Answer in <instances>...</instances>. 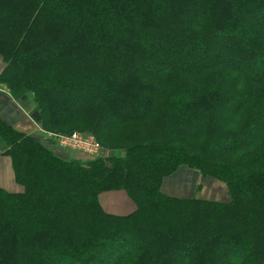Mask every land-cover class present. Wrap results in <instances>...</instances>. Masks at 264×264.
I'll use <instances>...</instances> for the list:
<instances>
[{
	"label": "trees",
	"instance_id": "trees-1",
	"mask_svg": "<svg viewBox=\"0 0 264 264\" xmlns=\"http://www.w3.org/2000/svg\"><path fill=\"white\" fill-rule=\"evenodd\" d=\"M0 57L40 126L114 152L74 160L0 120L22 187L0 189V264H264V172L246 174L264 167V0H0ZM214 181L228 201L198 197ZM111 191L136 211L106 213Z\"/></svg>",
	"mask_w": 264,
	"mask_h": 264
},
{
	"label": "crops",
	"instance_id": "crops-1",
	"mask_svg": "<svg viewBox=\"0 0 264 264\" xmlns=\"http://www.w3.org/2000/svg\"><path fill=\"white\" fill-rule=\"evenodd\" d=\"M5 68L3 59L0 57V74ZM33 104L31 101L22 102L16 100L6 89L0 85V120L12 126L18 132L26 135H38V125L32 120ZM7 149L6 143L0 138V189L9 193H20L22 187L15 181V173L10 157L4 155ZM181 177L191 183L197 179L196 186L200 185L199 176L196 172L183 170ZM179 184V182H176ZM181 187V186H178ZM183 192V191H182ZM103 210L115 216H127L136 211V205L125 191H111L99 196Z\"/></svg>",
	"mask_w": 264,
	"mask_h": 264
},
{
	"label": "built area",
	"instance_id": "built-area-1",
	"mask_svg": "<svg viewBox=\"0 0 264 264\" xmlns=\"http://www.w3.org/2000/svg\"><path fill=\"white\" fill-rule=\"evenodd\" d=\"M37 131L45 142L71 154L84 155L89 160L109 157L108 152L104 150L92 133L77 131L70 134L54 133L41 126Z\"/></svg>",
	"mask_w": 264,
	"mask_h": 264
},
{
	"label": "rangeland",
	"instance_id": "rangeland-1",
	"mask_svg": "<svg viewBox=\"0 0 264 264\" xmlns=\"http://www.w3.org/2000/svg\"><path fill=\"white\" fill-rule=\"evenodd\" d=\"M256 15L252 16V18L257 17ZM217 47L219 48L220 47V44L214 45V47L211 49L212 53L215 52V51H217V50H219ZM241 65H243L246 68L247 67L253 68V66H252L253 64H251L250 62H248V63H242ZM31 118H32V116H31ZM32 120L38 125V127L40 126L39 125V122H36L33 118H32ZM38 127H37V129H38ZM77 132H89V131H77ZM89 133H91V132H89ZM63 134H67V133H63ZM94 137H95V135H94ZM102 147L104 148V146H102ZM54 148H56V147H54ZM56 149H58V148H56ZM58 150L63 151V152L66 153V151H64V150H61V149H58ZM104 150H106L108 152V154H109V157L108 158H110L113 155V153H114V152L113 153H110L111 150L106 149V148H104ZM117 155H118V153H117ZM71 158L74 159V160L91 161L88 158H86L84 155H78V154H72ZM249 172L250 173H255V174L256 173H260V172H264V167L263 168H260V167L255 168V167H253L252 169L247 170L246 171V174H249ZM250 175H253V174H250ZM173 181H177V179L174 177L173 178ZM199 181L202 182V179L200 178ZM193 182L194 183H191V184L192 185L194 184L196 186L197 179H194ZM171 187H174L173 189H171V190L168 191L171 194L180 195V196H184V197H191L193 195V194H191L192 193L191 192V189L188 190V192H184V191L183 192L182 191L180 192L178 190V185L175 182H172ZM198 197H201V198H204V199H209V200L222 201V202L229 200V197L227 195V188H226V186L224 184H222L221 182H216V181H214L209 186L205 185V187L202 189V191L198 194ZM129 242L135 247V249H138V243H136L134 241H129ZM100 249L102 250L103 248L100 247ZM248 257H249V254L246 253L242 258L237 259L235 261L232 260V259H230L228 262L231 263V264H242L243 262L245 264H249L250 263V259ZM224 258L225 257H222V260L221 261H223V262H221V263L222 264H228L227 261H225L226 259L224 260Z\"/></svg>",
	"mask_w": 264,
	"mask_h": 264
},
{
	"label": "water",
	"instance_id": "water-1",
	"mask_svg": "<svg viewBox=\"0 0 264 264\" xmlns=\"http://www.w3.org/2000/svg\"><path fill=\"white\" fill-rule=\"evenodd\" d=\"M32 118L36 121V122H40L41 121V116L39 114V112L35 111L32 113Z\"/></svg>",
	"mask_w": 264,
	"mask_h": 264
},
{
	"label": "bare ground",
	"instance_id": "bare-ground-1",
	"mask_svg": "<svg viewBox=\"0 0 264 264\" xmlns=\"http://www.w3.org/2000/svg\"><path fill=\"white\" fill-rule=\"evenodd\" d=\"M182 137H183V136H182ZM220 216H221V215H220ZM223 220H224V219H223ZM223 220H222V221H223ZM218 227H219V226H218Z\"/></svg>",
	"mask_w": 264,
	"mask_h": 264
}]
</instances>
